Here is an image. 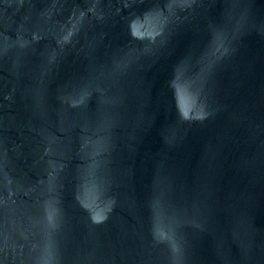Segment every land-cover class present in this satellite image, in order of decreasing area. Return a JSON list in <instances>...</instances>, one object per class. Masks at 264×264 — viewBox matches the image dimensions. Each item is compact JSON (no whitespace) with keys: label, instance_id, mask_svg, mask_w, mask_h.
<instances>
[{"label":"water","instance_id":"1","mask_svg":"<svg viewBox=\"0 0 264 264\" xmlns=\"http://www.w3.org/2000/svg\"><path fill=\"white\" fill-rule=\"evenodd\" d=\"M0 264H264V0H0Z\"/></svg>","mask_w":264,"mask_h":264}]
</instances>
